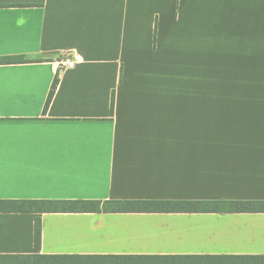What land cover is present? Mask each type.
<instances>
[{
    "label": "crops",
    "instance_id": "1",
    "mask_svg": "<svg viewBox=\"0 0 264 264\" xmlns=\"http://www.w3.org/2000/svg\"><path fill=\"white\" fill-rule=\"evenodd\" d=\"M20 56L0 62V255L264 254V212L2 203L264 201V0H0V59Z\"/></svg>",
    "mask_w": 264,
    "mask_h": 264
},
{
    "label": "trees",
    "instance_id": "2",
    "mask_svg": "<svg viewBox=\"0 0 264 264\" xmlns=\"http://www.w3.org/2000/svg\"><path fill=\"white\" fill-rule=\"evenodd\" d=\"M24 56L0 59L28 61ZM59 75L53 80L44 112L47 111L56 89ZM10 211L43 213L47 211L89 212L106 211L107 205L122 203L123 210L149 212H264V201H91V200H21L4 201ZM115 210V209H113ZM118 210V209H117ZM41 220L35 222V248L41 247ZM0 264H264L261 255H145V254H31L0 255Z\"/></svg>",
    "mask_w": 264,
    "mask_h": 264
},
{
    "label": "built area",
    "instance_id": "3",
    "mask_svg": "<svg viewBox=\"0 0 264 264\" xmlns=\"http://www.w3.org/2000/svg\"><path fill=\"white\" fill-rule=\"evenodd\" d=\"M62 65L64 68H73L75 65V59L71 56V54H67V56L62 60Z\"/></svg>",
    "mask_w": 264,
    "mask_h": 264
}]
</instances>
